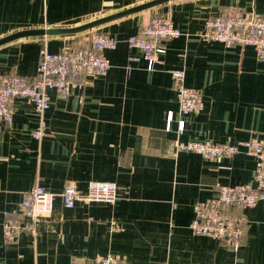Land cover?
Returning a JSON list of instances; mask_svg holds the SVG:
<instances>
[{
  "label": "crops",
  "instance_id": "1",
  "mask_svg": "<svg viewBox=\"0 0 264 264\" xmlns=\"http://www.w3.org/2000/svg\"><path fill=\"white\" fill-rule=\"evenodd\" d=\"M151 1L0 0V38L21 30L76 28L128 11L91 29L0 45V72L31 80L43 49L89 47L91 30L117 40L103 52L111 65L105 75L88 77L66 96L47 91L40 140L32 136L39 125L34 105L12 99V121L0 122V264H94L109 253L123 264H264L263 201L225 209L245 219L237 249L189 229L193 205L210 198L214 186L253 183L256 158L242 150L212 161L176 149V142L192 140H264V62L252 46L229 47L198 36L209 16L264 15V0H168L130 11ZM154 15L169 18L183 34L162 42L164 52L149 70L143 58L128 59L141 53L127 38ZM179 69L184 83L202 94L198 113H179L172 77ZM93 180L115 182L116 201L62 205L66 185L84 192ZM36 184L55 194L51 213L35 223V236L22 231L16 242H4L5 215L16 214L22 193Z\"/></svg>",
  "mask_w": 264,
  "mask_h": 264
},
{
  "label": "built area",
  "instance_id": "2",
  "mask_svg": "<svg viewBox=\"0 0 264 264\" xmlns=\"http://www.w3.org/2000/svg\"><path fill=\"white\" fill-rule=\"evenodd\" d=\"M183 32L164 16L154 15L148 25L138 33L127 38L129 47L140 51L139 57H129L130 61L143 58L147 69H153L159 62V55L164 52L162 42L177 38ZM205 41H215L226 46H252L258 60L264 62V15L256 12L224 14L209 16L205 19L203 30L198 34ZM90 45L86 48L49 52L43 49L33 79L0 72V122L10 123L14 108V98H23L34 105L39 116V125L32 132L34 139L40 140L44 135V112L49 107L47 91L55 90L66 96L71 88H83L87 78L103 76L110 68V62L104 55L105 49H114L117 40L98 30L90 31ZM178 110L181 115L198 113L203 109L202 94L196 88L184 83L183 70L172 73ZM173 112H166V130H170ZM184 120L178 121V132L184 130ZM177 151L194 152L207 160L217 161L231 157L244 150L256 158L253 183L234 186H214V194L204 201L193 205L194 217L189 224L193 235L206 236L237 249L245 235V219L225 214L226 208L253 207L257 202H264V140L252 137L240 143H218L212 141L192 140L176 142ZM62 205L72 208L77 202L114 203L117 199V185L112 181H90L86 191L77 190L66 185L60 192ZM55 194L36 184L22 193L16 214L5 215L3 239L6 243L16 242L22 231L36 235L35 223L41 216L51 213ZM27 218L26 222L22 220ZM94 264H123L112 254L99 256Z\"/></svg>",
  "mask_w": 264,
  "mask_h": 264
},
{
  "label": "water",
  "instance_id": "3",
  "mask_svg": "<svg viewBox=\"0 0 264 264\" xmlns=\"http://www.w3.org/2000/svg\"><path fill=\"white\" fill-rule=\"evenodd\" d=\"M164 1H168V0H154L151 1L147 4H144L142 6L136 7L131 9L130 11H134L135 9H140V8H145V7H149ZM128 11L126 12H121L119 14H114L112 16H109L107 18L101 19V20H97V21H93L90 22L88 24L76 27V28H70V29H52V28H40V29H29V30H21L18 32H15L13 34H10L6 37L0 38V45L7 43L9 41L18 39V38H23V37H28V36H34V35H52V34H57V33H62V32H78V31H83V30H87V29H91L93 27H95L96 25H99L100 23H103L107 20H111L117 17H120L124 14H127Z\"/></svg>",
  "mask_w": 264,
  "mask_h": 264
}]
</instances>
